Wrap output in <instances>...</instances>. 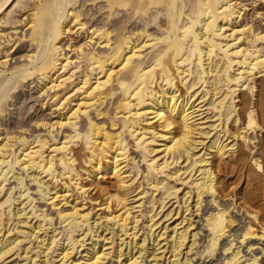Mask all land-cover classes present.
<instances>
[{
	"label": "bare ground",
	"instance_id": "1",
	"mask_svg": "<svg viewBox=\"0 0 264 264\" xmlns=\"http://www.w3.org/2000/svg\"><path fill=\"white\" fill-rule=\"evenodd\" d=\"M29 1L0 0V195L4 192L5 199L0 200V264L14 255L6 264H25L19 258L29 264H80L82 255L76 259V254L100 228L98 238L109 242L97 247L94 240L84 264H122L124 255L129 264H143L150 256L159 264L165 257L155 254L161 241L169 245L171 264L181 261L184 246L183 264H264V227L241 228L227 204V166L238 163L245 149L259 146L250 148L260 129L257 118L264 114V47L254 45L264 35L254 32L249 49L243 46L244 30L229 29L233 18H241L236 8L242 9L241 2ZM152 7L156 12L149 13ZM233 36L234 43H223ZM35 89L45 97H35ZM32 99L42 109L54 108L47 122L43 112L26 120L37 107H29ZM212 117H217L213 140L203 145L207 153L197 154L204 142L196 135L209 138L203 131ZM251 129L253 137L247 135ZM58 130L64 141L54 134ZM253 163L262 170L259 158ZM179 180L196 198L197 226L191 221L163 237L166 232L156 234L157 217L171 200L178 199L179 210H190L191 195L179 198L181 188L172 185ZM17 187L23 208L14 212ZM137 191L138 204L130 206ZM16 216L24 227L29 218L37 219L34 236L11 228ZM141 230L146 232L139 245ZM30 237L36 243L21 247ZM116 240L121 243L114 250ZM137 247L138 256L132 255Z\"/></svg>",
	"mask_w": 264,
	"mask_h": 264
},
{
	"label": "rangeland",
	"instance_id": "2",
	"mask_svg": "<svg viewBox=\"0 0 264 264\" xmlns=\"http://www.w3.org/2000/svg\"><path fill=\"white\" fill-rule=\"evenodd\" d=\"M38 1V0H37ZM237 3H240L241 2V8L240 7V4L238 6H236L237 10L240 9L241 11V18H233L232 19V22L231 25L229 23V29H236V30H244V37L247 38L245 44L243 45L244 47H248L249 46V49H252V40H254V34H257V33H261L262 35H264V0H236ZM243 1V2H242ZM31 5H34L36 0H30L29 1ZM32 2V3H31ZM34 2V3H33ZM235 2V1H234ZM92 3V2H91ZM92 7L95 9L96 11V8H95V4L93 3ZM152 11H149V13L151 12H156V10H154V8L152 7L151 9ZM93 11V12H95ZM243 15V16H242ZM14 17V20H15V16ZM17 19V17H16ZM11 31V30H8V32ZM255 32V33H254ZM232 33L231 30H227L226 31V34L227 35H230ZM254 33V34H253ZM240 36V35H239ZM249 38V39H248ZM235 37H228L227 41L223 42L224 44L228 43V44H232L234 43V40ZM254 45H257L259 48L260 47H264V41H257ZM238 67L235 66L233 69H232V74L235 75L237 73L236 69ZM42 86V85H40ZM200 86V85H199ZM40 88V87H39ZM204 86L200 89L201 91L203 90ZM260 86L255 88L256 90L259 89ZM256 90L254 91V93L256 94ZM40 89H35L32 91V93H34V95L36 94L35 97L39 98V97H45V95L39 93ZM41 95V96H40ZM29 103V107L32 106V105H35L36 108H34L32 111H30V113H26L24 116L26 117V120L27 121H30L32 116L34 117L37 116V117H40L42 112L43 114L47 115V120L46 122L50 119V115L53 111V109L51 108L50 110V104L49 105H46L44 106L45 108H41V104L39 102H35L33 99L32 100H29L28 101ZM31 103V104H30ZM207 103V101L205 102ZM209 106H205V108H208ZM41 112V113H40ZM211 111H209L208 114H210ZM207 113H205L204 115H206ZM31 115V116H30ZM57 114H53L52 117H55ZM214 114H211V116H213ZM259 116H262V117H258L257 118V124L259 125V128L260 129H256L255 133L257 135V139H255V141L253 142V144H251V147L254 146L255 144L256 145H259L257 146L254 150L252 148V151L250 149H245V153L243 154L242 158L239 160L238 163H234V164H231L230 166L232 167V169H230L231 167H229V165L227 166V177H226V180H227V204H229V210L231 212V215L232 216H235V219H237V224L242 228V227H245L249 224H251V226H255L256 228H260L261 227L263 228L264 227V114L263 115H259ZM15 117V116H14ZM28 117V119H27ZM261 119V120H258V119ZM217 119V117H212V118H209L208 119V123L205 124V126L207 127L203 133L204 134H207L205 136H209V138H206L204 139V137H200L199 135H196V140L197 141H200L202 140L204 142V144L202 145H197V150H196V153L197 154H200V153H204V152H208L205 148L207 146V144H209V140L212 139L213 140V137L215 135V120ZM8 124H10L11 122H7ZM31 125H34V122L31 124ZM261 125V126H260ZM221 127H219L218 129H220ZM262 130V131H261ZM60 130L58 131H55V135L58 136V140H62L64 141V137H65V134H62V131L59 133ZM250 131V132H249ZM249 134L254 131V129H251L249 130ZM258 131V132H257ZM1 132V130H0ZM247 132V135L250 136V137H253V133H251L250 135L248 134ZM260 133V134H259ZM41 134L42 136H47L48 138H50V135L45 132L44 130H41V132L39 133ZM209 134V135H208ZM252 135V136H251ZM259 136V137H258ZM263 136V137H262ZM148 137H150V135H148ZM200 137V138H199ZM262 137V138H261ZM215 138V137H214ZM259 138V139H258ZM258 140V141H257ZM261 140V141H260ZM157 143H161V141H157ZM242 143V142H241ZM259 143V144H258ZM203 145L205 148H203ZM152 147L154 148H159L160 146L158 145H152ZM260 150L261 153H259ZM251 151V152H250ZM258 157H256L257 155ZM156 153H153L149 158L148 160H150L151 158H153V156H155ZM260 155V156H259ZM157 156H161L159 158V160L163 157V154H158ZM255 158H259L261 163L262 164V170H259L256 168V166L254 165L253 163V159ZM164 162V159L160 161V163L162 164ZM142 163V162H141ZM185 164V163H184ZM182 164V165H184ZM234 165V166H233ZM174 168V166H171V168ZM172 170V169H171ZM20 170H16V172H18ZM173 171V170H172ZM21 172V171H20ZM188 174V173H187ZM183 175L182 178H185V176L187 175ZM199 173H197L196 175H198ZM219 175H224V173H219ZM11 176V175H10ZM224 178V176H223ZM47 179V178H46ZM169 180H172V179H169ZM14 179H11L10 182H13ZM168 180H166L167 182ZM174 183V182H173ZM172 185H176L177 186V189H180V191L178 192V196L179 198H184V195L186 192H188L187 196L185 197V199H187L190 195H191V200L189 199V203H187L186 205L188 204H191L190 205V210L189 211H186L185 207L182 208V210H179V204L176 203L178 199H175L173 198L171 200V202L166 206V208L164 209V211L160 214V216L157 217V219H160L161 221V224L156 227L158 228L157 231H156V234H158L160 231L161 232H166V234L163 236V237H167L169 234L171 236L175 235V227L177 226L176 230L178 229L179 232L181 231V229H184L188 226V224H190L191 221H193V228H195L197 226V221H198V218L196 217V214H194V210L195 208H192V206L194 205V200H196V198H194V194L190 193L192 192L189 188L190 186L188 185H182L181 183V180L177 181L176 184L174 183ZM8 187V186H7ZM22 192V191H21ZM139 191H137L135 194H133V197H132V200L130 201V206H134V205H137L138 203H135L137 197H135V195L138 193ZM20 193V189L17 187V189H15L14 191V197L12 198V204L11 205V211L14 210V212H17L18 210H21L23 208V205H21L20 202L23 201V198H20L18 196V194ZM159 192L155 193L154 195L157 196ZM230 195V196H229ZM4 196V192L1 193L0 195V200L1 198ZM154 196V197H155ZM17 197V198H15ZM160 196H158L157 198H159ZM193 197V198H192ZM19 198V199H18ZM139 198V197H138ZM18 199V200H17ZM229 199V200H228ZM5 199H2L1 202H3ZM184 201V199H183ZM25 202V201H24ZM20 203V204H19ZM1 204V203H0ZM94 204V203H93ZM183 205V204H182ZM237 205V206H236ZM87 206H90V207H94V205L92 204H88ZM148 206V205H147ZM158 206V205H157ZM242 207V208H241ZM192 208V209H191ZM31 209L30 207L26 208V211L28 212V210ZM143 210H145L146 208H142ZM160 209V208H159ZM158 209V211H160ZM173 211V215L169 218H164L163 217V214L164 212H166L167 210L169 211ZM8 210V209H7ZM30 211V210H29ZM134 211H136V209H134ZM133 211V212H134ZM193 211V212H192ZM236 211V212H234ZM7 212V211H6ZM178 212H180V214H178ZM8 213V212H7ZM95 213V211H94ZM97 214H99V217H102L105 213L104 212H99V211H96ZM139 212H137L136 214H138ZM135 215V213H134ZM30 216V215H29ZM240 217V218H239ZM186 218V219H185ZM240 219V220H239ZM15 222H14V221ZM23 221H27V219L23 218L22 219ZM145 220V221H144ZM12 223L14 224H10L11 228L12 227H18L19 230H23V231H26L27 233H30V234H33L32 236H34V232H33V229H37L35 228L36 226L39 225V223H37V219L31 217L28 219L29 222V225L28 226H25L23 224H19L18 223V218L17 216L14 218L12 217ZM91 221H94V219H92ZM143 221V222H142ZM142 224L141 228L146 225L145 222H146V219L143 217V219H141L140 221ZM182 222V223H181ZM251 222V223H250ZM18 224V225H17ZM106 224V223H105ZM241 224V225H240ZM17 225V226H16ZM108 226V225H107ZM165 226H168L169 229L168 230H165L163 227ZM261 226V227H260ZM48 227V226H47ZM57 227H59L57 225ZM46 228V227H45ZM116 228V226H115ZM155 228V229H156ZM47 229V228H46ZM102 228L99 229V232L97 233V237H94V239H92V237H90L88 239V237H86V242H85V246L84 247H81L79 249V253L76 254V259L80 258L81 255L82 257H84V255H86V250L90 249L91 247V243H94L97 239V241L99 242V244L97 245V247H100L102 246L103 244H105L106 242H109V240L107 241H104L102 242V237L101 238H98V235L102 232ZM195 231H197L196 229H190L189 232H191V234H193ZM16 230L12 233L13 235L16 234ZM44 232V230H41L40 232V235L41 238L44 237V235L42 234ZM60 232V230H59ZM109 232V231H108ZM108 232H103L102 234H106V237L109 238L111 237L110 234H108ZM146 231H143L141 230L139 233H138V237H137V242H139V245L141 244V239L144 237L143 234L145 233ZM82 233V232H80ZM48 234L51 236L52 235V232H50V230H48ZM22 235V234H21ZM190 236V235H189ZM84 237V235L82 236ZM65 238V237H64ZM121 238H125V236H122ZM21 239H24V235L21 236ZM27 239V238H26ZM170 239V238H169ZM192 237L189 238V240H191ZM95 240V241H94ZM126 241H128L129 239H126ZM1 241V239H0ZM29 241L31 242L30 245H33L36 243V240L33 238V237H30L28 238L26 241H24L25 244H22L21 247H27V246H30L29 245ZM33 241V242H32ZM35 241V242H34ZM62 241V240H61ZM120 240H116V244L114 246V250L117 249V244H120ZM167 242L166 241H161V244L159 246L156 247V249H159L157 251H155V254H157L158 258H161L162 255H165V257H163L162 259H160L159 261V264H171V261L173 260V257H171V253H169V245H166L163 247L164 244H166ZM149 245V247L151 246V249L148 250V253L145 254V258L152 252V242L150 244H147ZM33 247V246H31ZM61 246L59 247H56V250L57 248H60ZM105 247H110V244H106ZM104 247V248H105ZM125 252L127 253L128 252V249L125 248V246H123ZM140 249L137 247L135 248L134 250H132V255L133 254H136V256H138V251ZM113 251V249L111 250H106L105 252H111ZM188 251V249L186 248V246H184L182 248V255L179 257L181 261H179L178 264H183L184 263V260L186 258V252ZM60 251H57V252H54L53 254H50L51 256L49 257H55L57 256V254L59 253ZM115 253V255H113V260L114 261H117V256H116V252H113V254ZM43 255H41V259L38 258L37 260H40L38 261V263H41V261L43 260ZM128 256L129 255H124L121 257L120 261L121 263H125L126 264H129L130 262H127V259H128ZM82 257H81V263L80 264H84L82 260ZM189 257H191V253L189 254ZM16 258V256H12L11 258H9L8 260L10 259H14ZM59 257L56 258V263H59ZM7 260V261H8ZM20 260V263H25V264H29V260L28 261H25L24 259L22 258H19ZM24 260V261H23ZM150 260H152V256L150 257H147V261L148 262H151ZM6 261V262H7ZM133 261V260H132ZM146 261V262H147ZM3 263V264H6ZM53 262V261H52ZM76 262V261H74ZM104 262H108V259L104 260ZM146 262H143V264H145ZM156 262L152 261L150 264H155ZM61 264V263H59ZM66 264H70V263H66Z\"/></svg>",
	"mask_w": 264,
	"mask_h": 264
}]
</instances>
